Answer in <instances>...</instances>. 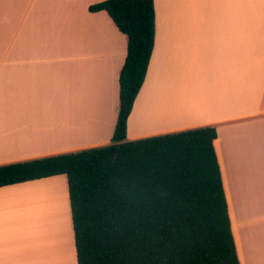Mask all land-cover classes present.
I'll list each match as a JSON object with an SVG mask.
<instances>
[{
    "label": "crops",
    "instance_id": "0c3cea01",
    "mask_svg": "<svg viewBox=\"0 0 264 264\" xmlns=\"http://www.w3.org/2000/svg\"><path fill=\"white\" fill-rule=\"evenodd\" d=\"M104 1L0 0V166L111 145L128 40L107 12L90 11ZM154 5L155 46L127 140L215 127L240 263L264 264V0ZM145 110L156 115L148 129ZM61 179L68 189L65 175L0 188V264H78L69 189L70 226L55 215ZM43 198L55 212L44 203L39 230L18 239L17 205L34 211Z\"/></svg>",
    "mask_w": 264,
    "mask_h": 264
},
{
    "label": "trees",
    "instance_id": "16d2710c",
    "mask_svg": "<svg viewBox=\"0 0 264 264\" xmlns=\"http://www.w3.org/2000/svg\"><path fill=\"white\" fill-rule=\"evenodd\" d=\"M128 40L109 146L0 166V188L65 175L78 264H241L215 127L135 141L127 120L155 46L154 0H106Z\"/></svg>",
    "mask_w": 264,
    "mask_h": 264
},
{
    "label": "rangeland",
    "instance_id": "374dc122",
    "mask_svg": "<svg viewBox=\"0 0 264 264\" xmlns=\"http://www.w3.org/2000/svg\"><path fill=\"white\" fill-rule=\"evenodd\" d=\"M63 180L64 179H61L59 181L60 183H57V184H59L61 186L59 188H60V190L62 192V195H63L64 206H63V200H62V203L59 204V205H61V208L59 209L58 213L56 212L55 215H56L57 222H58V216L60 218L67 219L65 225L63 226L65 228L66 224H67V226H70L69 224H70L71 219L69 218V215H68V218H69L68 219L67 215L65 216V212H64V207H66L65 206V201L67 200V198L65 196H66V193H67L68 189H67V187L65 185H63L64 184ZM61 181H62L63 184L61 183ZM52 183H54V182L39 184V186H36L34 190H39V188L44 187V186H46L45 190H48L49 187H52V189H53V187H55V185L52 184ZM50 195H53V194H50ZM55 196H56L55 198H58V196L56 194H55ZM44 197H46V196H44ZM57 201H60V199H57ZM44 203H47L46 205L48 206V208L53 209L52 211L55 212L56 209H55V206L53 204L54 202H52L51 200L45 201V198H43L41 203L39 202V200H36V199H34L32 201V205L33 206L36 204V207H35L36 209L34 211L29 210L27 206L23 205V202H21L19 205H17V208L14 210L15 211L14 212V216H13V218L11 220L15 221V224H17L18 229H20V227H22L23 233L20 235L22 237L19 236L18 239L22 238V241H23V240H25V238H28L29 234L31 233V229L33 227H34V231H38L39 230V228L35 224H37L38 226H39V224H42L40 221H41V216L44 213V208H43ZM21 206H22V208H21ZM31 216L33 217V219H32ZM67 231H68V229H67ZM67 236H68V243L71 245V241H70V238H69V231H68V235ZM60 237H61V235H59V239H60ZM25 241L27 242L28 239L25 240ZM26 248H27V245L24 246L25 251H27ZM64 249H66V251H67V246L66 245L63 246L62 250L64 251ZM71 254L73 256V252ZM36 257H37V260H35ZM38 257L39 256H34L33 257L34 263L36 261L38 262ZM61 259H62V257H61ZM50 264H53V262H51Z\"/></svg>",
    "mask_w": 264,
    "mask_h": 264
},
{
    "label": "bare ground",
    "instance_id": "6f19581e",
    "mask_svg": "<svg viewBox=\"0 0 264 264\" xmlns=\"http://www.w3.org/2000/svg\"><path fill=\"white\" fill-rule=\"evenodd\" d=\"M184 103V102H183ZM185 104V103H184ZM182 104V105H184ZM168 115V113H167ZM155 114L152 112V113H149L148 110H145L144 113H142L141 117H140V120H141V123H142V127L144 129H148V128H151L153 122L155 121ZM161 116H166V111H163V113H161ZM101 122V121H100Z\"/></svg>",
    "mask_w": 264,
    "mask_h": 264
}]
</instances>
